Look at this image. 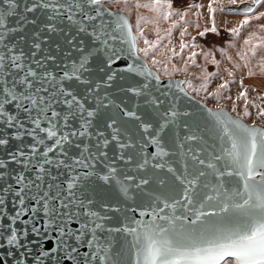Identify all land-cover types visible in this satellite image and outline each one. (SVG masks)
<instances>
[{
    "label": "water",
    "instance_id": "95a60500",
    "mask_svg": "<svg viewBox=\"0 0 264 264\" xmlns=\"http://www.w3.org/2000/svg\"><path fill=\"white\" fill-rule=\"evenodd\" d=\"M260 1L226 4L224 9L253 10ZM32 2L18 0L16 14L5 16V27H0L8 48L13 49L9 55L23 52L20 63L25 65L24 70L30 64L42 73L43 69L36 67L31 53L33 44L43 41L35 59L49 54L56 56L55 62H46L48 71L55 76L51 83L77 96L85 115L88 111L93 115L88 117L90 126L82 127L84 120L79 118L70 127L61 125L57 137H49L44 145H39L27 135V130L35 125L27 114L17 110L15 101L4 103L10 97L0 85V104L3 105L0 138L10 142L0 146L3 162L0 199L4 201L0 204V264H137V237H143L146 226L160 225L169 229L175 226L178 234L184 235L238 223L244 213L235 205L243 201L244 178L237 175L241 169L232 164L229 155L233 134L242 137L254 130L259 155L264 126L247 122L227 107L209 106L187 91L183 78L162 77L138 51L131 20L124 10L112 8L102 0L99 5H85L87 15L94 19L82 21L79 10L74 8L71 20L62 13L61 19L54 21L58 30L45 33L42 30L51 9L41 8L29 13L25 8ZM4 8L7 5L0 0V10ZM12 28L16 31H8ZM79 28L87 31L80 32ZM36 33H40L39 39ZM69 40H73V44H69ZM80 41H83V51L78 47ZM73 61L77 68L81 63L84 65L74 75L70 70ZM9 71L14 74L16 70ZM64 71H69L71 79L61 81ZM0 79H7L11 86L12 75L8 71L0 74ZM26 106L31 108L30 104ZM54 110L63 114L67 108L60 105L54 106ZM129 112L135 115L129 116ZM9 115L16 116L25 128L20 129L16 121L10 126ZM48 115L51 116V112ZM41 119V127H51ZM70 131L85 134L70 137L71 146L65 142L69 155L64 158L54 140ZM30 144H36V154L32 153ZM76 144L80 147L76 148ZM120 144L126 147L121 149ZM48 146L54 148L47 157L54 163L46 165L45 170L38 166V161L44 159L39 152L46 151ZM19 151L26 153L24 157L16 156V161L23 163L11 159V154ZM82 152L84 156L93 157L87 161L88 167L57 169L54 166L59 159H66L71 165L73 158H80ZM101 152L107 155L101 156ZM201 160L204 163H200ZM229 164L232 166L227 167ZM200 172L205 175L200 177ZM125 176L134 179L126 180ZM18 177L23 179L18 180ZM255 179L259 181L260 176ZM142 180L148 183H140ZM193 180L196 183L189 185ZM185 189L189 197L192 191H198L200 197L189 204L183 198ZM237 190L241 195H237ZM17 192L27 193L23 205ZM43 194L55 195L69 204L67 211L76 213L65 223L69 233L80 230L89 233L77 252L71 254L74 259L60 247L58 230L49 225V217L39 200ZM205 194L213 199H202ZM223 204L230 206L227 212L222 211ZM22 209L21 216L14 219ZM88 213H98V216L89 217ZM90 220L103 227L95 229ZM85 223L89 224L88 229H83ZM33 226L37 231H33ZM92 230L96 232L99 245L88 247L86 241ZM13 236L15 241L9 243ZM94 253L95 259L92 258Z\"/></svg>",
    "mask_w": 264,
    "mask_h": 264
},
{
    "label": "snow or ice",
    "instance_id": "6c2138e0",
    "mask_svg": "<svg viewBox=\"0 0 264 264\" xmlns=\"http://www.w3.org/2000/svg\"><path fill=\"white\" fill-rule=\"evenodd\" d=\"M102 0H33L31 6H26L25 10L29 13L36 12L38 9H51V15L48 17V23L44 25L45 33H55L58 30L57 25L54 21L61 19V14L67 15L69 20L72 19V11L74 8L79 10L82 21L84 19H94V17L88 16L85 11V5H99ZM231 3H237V0H230ZM7 8L0 10V27H5L3 21L5 16L12 17L16 14L19 8L18 0H2ZM160 0H156L155 5H144V7H153L156 10L158 7H163ZM167 7H171L170 4ZM251 8H246L245 12L251 11ZM170 14V13H169ZM264 15V13H262ZM167 18V17H165ZM23 19V18H21ZM35 23V21H32ZM247 23V21H245ZM123 27V25H122ZM10 32H15L16 29H8ZM78 31H87L86 28H79ZM212 31H216L215 28ZM233 31H236L233 29ZM40 33H36V38L39 39ZM5 35L0 32V45H3V49H0V74L8 71L9 75H12V83L9 86L7 79H0V85H3V91L8 94L9 99H5L4 103L7 104L10 101L16 102L17 110L23 111L27 114L28 120L35 125L34 128L27 130V135L33 137L39 145H44L46 139L49 137H57L58 129L61 125L63 127H70L71 123L75 120L82 118L84 125L82 127H88L91 121L88 117H91L93 113L88 111L85 115L83 106L79 103L77 96L71 92H66L62 87H59L53 83L55 76L48 71L46 67L47 61H56L55 55H47L42 59H35L37 52L41 51V42H35L31 56L34 58V63L37 68L43 69V72H38L32 68L29 64L25 71V65L21 64L20 61L23 57V52L20 55H9L13 49H9ZM69 44H73V40L68 41ZM147 43V41H146ZM83 41H80V50L82 48ZM185 45H181L183 49ZM59 49V46H58ZM196 55L192 53V57ZM6 61H8L6 63ZM68 68V65L64 66ZM84 67L83 63L77 68L76 63L73 61L71 65V72L74 75L79 69ZM16 70L13 74L9 70ZM21 72L23 73L21 77ZM61 81L65 79H71L69 71H64L63 76L60 78ZM111 79V77H109ZM47 85V86H46ZM226 87V85H221ZM52 88H56V91H51ZM19 89V91H16ZM59 93V95H57ZM70 97V99H69ZM159 103V101H157ZM30 104L31 108L26 105ZM63 105L67 108L66 112H58L54 110V106ZM3 105L0 104V109ZM51 112V116L48 113ZM35 113V115H33ZM129 116L135 115L132 112L128 113ZM52 117H56L55 120ZM43 118L51 127H41ZM8 122L11 126L12 121H16L20 129L25 128V124L20 121L16 116L9 115L7 117ZM116 121H112L114 125ZM112 125H109L110 127ZM147 127V126H146ZM118 131V129H117ZM39 133L46 134L40 136ZM83 131H70L68 133H61L58 138L54 140V144L60 148V155L64 158H68V150L65 147V142L71 146L72 141L70 137L84 136ZM116 139V137H114ZM9 140L0 138V146L8 145ZM108 141H105L107 144ZM260 152L257 153V134L255 131L249 132L246 136L237 137L233 134L232 148L229 150V155L232 157V164L238 166L241 171H238L237 175L244 178V193L242 203L235 205L237 209L244 213L238 223L232 224L226 227H213L210 229H204L200 232L188 233L184 235L178 234L175 226L172 229L161 227L160 225L146 226L143 237H137L136 247L137 251V264H264V134H261L260 139ZM76 148L80 145L76 144ZM119 147L123 149L126 147L124 144H120ZM30 148L33 154L38 152L36 144H30ZM99 151V149H97ZM53 146H48L46 151L39 152V155L44 157L42 161H38V166L41 169H45L46 165H52L54 162L49 160L47 157L49 153H53ZM17 154L20 157L26 155L25 152L19 151L11 154V159L16 161ZM101 156H106L107 153L101 152ZM91 156H84L82 152L80 158H73V163L69 165L66 159H59L55 162L54 166L59 169L61 166L72 167L80 165L88 167L87 161L92 159ZM121 159H124L121 156ZM220 158L217 157V160ZM131 160V157H129ZM17 163H23V161H16ZM147 163V161H145ZM204 163V161H200ZM232 164L226 165L231 167ZM163 167L162 165H158ZM3 167V162L0 161V168ZM143 167V165H140ZM47 170V169H45ZM112 171L115 173L116 169ZM231 173H229L230 175ZM204 172H200L199 176L203 177ZM223 175V173H221ZM260 176V180L255 179L256 176ZM23 179V177H18ZM55 179V178H53ZM107 179V177H105ZM126 180H133L134 177L125 176ZM140 183L147 184V180H142ZM196 181H189V185L195 184ZM38 188L39 186L36 185ZM51 187V186H49ZM71 187V185L69 186ZM205 188L207 185L204 186ZM7 191V189H5ZM16 195L20 198V204H24L27 193L21 195L17 192ZM237 195H241L240 191L237 190ZM200 193L198 191H192L191 197L188 195V189H185L184 200L188 201L189 204L193 203ZM35 198V197H34ZM202 199L211 201L212 196L205 194ZM42 201V208L46 216L49 217V225L55 226L58 230L59 239L58 243L61 248L65 249L68 254H75L78 246L85 242V237L89 235L88 232L80 230L76 233H69L65 228V223L72 220L76 213L67 211L69 204L59 200L55 195L43 194L39 197ZM4 201L0 199V204ZM179 203V201H177ZM228 204L222 205V211L227 212L229 209ZM22 211H18L14 219L19 218ZM35 212V209H32ZM203 215V213H201ZM89 217H97L98 213H88ZM104 219V218H101ZM90 223L94 224L95 229L102 228V224L97 223L95 220H90ZM193 223H195L193 221ZM89 224L85 223L83 229H88ZM33 231H37L33 226ZM16 237L13 236L9 243H13ZM93 244L99 245L98 237L94 230L91 231L90 238L87 239L86 245L92 247ZM71 258H75L71 255ZM93 259L96 258L95 253ZM231 258V259H227Z\"/></svg>",
    "mask_w": 264,
    "mask_h": 264
},
{
    "label": "rangeland",
    "instance_id": "374dc122",
    "mask_svg": "<svg viewBox=\"0 0 264 264\" xmlns=\"http://www.w3.org/2000/svg\"><path fill=\"white\" fill-rule=\"evenodd\" d=\"M104 2L137 12L140 52L162 77H185L187 91L209 106L264 126V0L249 12L224 9L230 0H160L156 10L144 7L156 0Z\"/></svg>",
    "mask_w": 264,
    "mask_h": 264
},
{
    "label": "flooded vegetation",
    "instance_id": "af4514ba",
    "mask_svg": "<svg viewBox=\"0 0 264 264\" xmlns=\"http://www.w3.org/2000/svg\"><path fill=\"white\" fill-rule=\"evenodd\" d=\"M103 1H105V0H103ZM251 1V0H250ZM118 2V1H117ZM190 3V2H189ZM111 7V6H110ZM117 8V7H116ZM175 8H176V10H178L177 9V7H175L174 5H172V9H174V11H175ZM126 12V11H125ZM128 15H129V18H130V20H131V24H132V27H133V30H134V32H135V35H136V39H137V48H138V51L140 52L141 51V48H140V46H139V38H138V32H137V30H136V28H135V25H136V19H137V17H138V14H137V12L136 11H134L132 14L131 13H128V12H126ZM184 14H187L186 13V11L184 10ZM141 53V52H140ZM142 54V53H141ZM143 55V54H142ZM144 56V55H143ZM145 57V56H144ZM146 58V57H145ZM147 59V58H146ZM147 61H148V63L151 65V61H149L148 59H147ZM155 68V67H154ZM156 69V68H155ZM157 70V69H156ZM158 71V70H157ZM168 77V76H167ZM171 77V76H170ZM180 78H183L184 79V82H183V84H185V82L187 81V79L185 78V77H180ZM227 259H231V258H227ZM222 263H224L223 261L221 262V264Z\"/></svg>",
    "mask_w": 264,
    "mask_h": 264
}]
</instances>
